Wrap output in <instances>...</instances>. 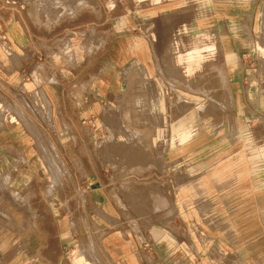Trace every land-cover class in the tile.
Listing matches in <instances>:
<instances>
[{"label":"rangeland","instance_id":"obj_1","mask_svg":"<svg viewBox=\"0 0 264 264\" xmlns=\"http://www.w3.org/2000/svg\"><path fill=\"white\" fill-rule=\"evenodd\" d=\"M138 1L94 0L88 7L86 0H0V264H149L157 255L162 264L166 252L180 249L166 242L156 246L157 229L166 232L167 222L157 216L153 196L169 187L164 179L172 157L168 146L187 142L175 133L183 98L191 100L184 111L197 116L201 109L217 117L222 104L216 102L229 73L213 30H205L209 47L190 62V41L204 27L179 26L169 53L158 58L153 70L138 64L120 71L95 66L96 84L100 73L126 83L109 88L105 102L103 94L89 93L82 84L86 71L77 69L93 49L87 50V31L76 22L87 11L94 14L90 33L95 51L115 33L133 44L138 34L151 29V22L142 24ZM196 2L202 5H192L191 20L217 26L221 34H237L246 79L263 85L259 45L264 48V0H192ZM19 24L51 37L50 64L44 58L40 64L29 48L9 42L8 29ZM102 33L106 39L99 43ZM29 63L36 66H25ZM63 81L67 93L78 91L72 94L89 105L75 120L57 118L45 97L46 85ZM256 115L255 122L264 125V115ZM197 123L190 127L194 133ZM33 212L41 213L49 237L28 232ZM48 239L51 258L40 251ZM128 255L138 262L126 263Z\"/></svg>","mask_w":264,"mask_h":264},{"label":"crops","instance_id":"obj_2","mask_svg":"<svg viewBox=\"0 0 264 264\" xmlns=\"http://www.w3.org/2000/svg\"><path fill=\"white\" fill-rule=\"evenodd\" d=\"M137 4L141 7L142 24L151 22V29L138 34L140 38H136L133 44L128 38L115 33L105 46L95 51L96 38L90 33L95 25L94 14L87 11L76 22L85 26L87 31V50L93 49L92 55L82 61L77 69L86 71L81 83L87 86L89 93L94 96L103 94L105 102L104 94H109V88L126 83L119 78L101 76L100 73L99 83L96 84L93 79L96 76L95 66H115L114 69L120 71L123 66L138 64L151 66L153 70L158 66V58L169 53L172 34L179 26H192L194 30L204 27V31L194 33L195 38L190 41L191 50L185 58L190 62L209 47L207 41L210 36L205 32L207 28L213 30L222 48L221 61L229 73L224 94L220 102H216L222 104L217 106L220 109L217 117L214 118L208 111L202 114L201 109L197 116L184 111L186 103L191 100L189 97L182 100V113L175 133L181 136V140L190 142L168 146L172 157L166 163L167 174L164 179L169 187L153 196L157 198V216H163L161 220L167 222L166 232L157 229L156 246L166 242L165 246L180 249L174 250L173 254L166 252L161 262L264 264V125L255 122L256 114L264 115V90L259 89L264 84L258 82L255 85L246 79L247 72L245 66H241L242 51L237 46V34H221L217 26L212 28L204 22L191 20L192 5L200 6L201 3L192 4V0H140ZM216 4L222 6V3ZM86 5L93 7L94 0H86ZM100 5L113 4L101 2ZM7 35L14 47L29 48L32 55H38L40 64L43 58L44 63H51L52 54L47 47L51 37L47 33L37 34L31 28L19 24L9 28ZM103 35L106 34L102 33L98 38L99 43L106 39ZM166 61L162 62L163 66H169ZM25 66L36 65L29 63ZM53 69L62 68L55 66ZM66 85L65 81L60 85H46L45 97L57 118L75 120L85 114L82 110L89 105L83 104L78 95H74L78 91L67 93ZM251 87L258 89L251 93ZM89 99L92 100L88 96L87 101ZM196 120L198 133L190 129L195 126ZM191 136L192 140L188 139ZM40 222L41 229H46L49 237L50 232L43 220ZM48 242H42L47 248L41 254L51 258L49 248L52 244L50 240ZM128 256L130 260H125L126 263L138 262L135 255ZM153 257L154 261L150 260L149 264H159V255ZM58 261L56 258L53 260Z\"/></svg>","mask_w":264,"mask_h":264},{"label":"bare ground","instance_id":"obj_3","mask_svg":"<svg viewBox=\"0 0 264 264\" xmlns=\"http://www.w3.org/2000/svg\"><path fill=\"white\" fill-rule=\"evenodd\" d=\"M29 8V7H28ZM262 43H263V40H262ZM259 49H260V51H262L263 53H264V48L263 47H261L260 45H259ZM260 53V52H259ZM83 88V87H82ZM84 90V89H83ZM263 116V115H262ZM262 116H260V117H262ZM263 118V117H262ZM262 121V120H261ZM151 185V184H150ZM129 198V197H128ZM130 199V198H129ZM129 203V202H128ZM129 205H131V204H129ZM144 211H146V210H144ZM141 212H143V211H141ZM130 215V214H129ZM31 218H32V230L31 231H34L33 233L34 234H38V236H41V237H44V236H47L48 235V233H47V231H46V229H41V227H40V224H41V218H40V214H38V212H33L32 214H31ZM75 230V229H74ZM88 241L89 242H91V239L90 238H88ZM3 244V243H2ZM50 245V244H49ZM49 247V246H48ZM40 251H45V249H40ZM84 251V250H83ZM47 253L49 254V250L47 251ZM78 256H83V252L81 251L80 253H78ZM89 261V260H88ZM89 264V263H88Z\"/></svg>","mask_w":264,"mask_h":264}]
</instances>
